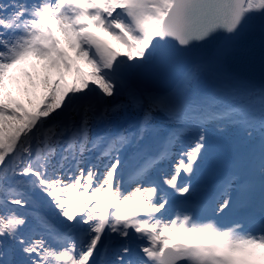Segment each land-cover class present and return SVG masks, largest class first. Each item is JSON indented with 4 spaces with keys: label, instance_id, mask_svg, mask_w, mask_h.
I'll use <instances>...</instances> for the list:
<instances>
[{
    "label": "snow or ice",
    "instance_id": "snow-or-ice-1",
    "mask_svg": "<svg viewBox=\"0 0 264 264\" xmlns=\"http://www.w3.org/2000/svg\"><path fill=\"white\" fill-rule=\"evenodd\" d=\"M256 34L264 0H0V264H264V85L225 71ZM178 60L179 87L141 86Z\"/></svg>",
    "mask_w": 264,
    "mask_h": 264
},
{
    "label": "water",
    "instance_id": "water-1",
    "mask_svg": "<svg viewBox=\"0 0 264 264\" xmlns=\"http://www.w3.org/2000/svg\"><path fill=\"white\" fill-rule=\"evenodd\" d=\"M189 69L188 60H178L142 81L141 86L166 92L175 88ZM225 71L238 80L256 86L264 85V37L259 34L245 36L239 42L235 54L227 60Z\"/></svg>",
    "mask_w": 264,
    "mask_h": 264
},
{
    "label": "rangeland",
    "instance_id": "rangeland-1",
    "mask_svg": "<svg viewBox=\"0 0 264 264\" xmlns=\"http://www.w3.org/2000/svg\"><path fill=\"white\" fill-rule=\"evenodd\" d=\"M29 71H31V69H29ZM42 77H43V73H40V78H42ZM38 82L39 81H37V83ZM180 82L177 84L176 87H179ZM25 88L29 89L28 94H25V92L23 91V89H25ZM204 88H205V85L202 84L199 88L194 89V91L197 94H200L204 91ZM8 91L11 94V97L13 100L24 103L25 105H27V101L30 98V96H37L39 94L38 90L31 88L27 79L24 77L20 78L19 83L17 85L9 86ZM223 137H224L225 142L235 143L236 142V130L229 129L228 132H226ZM219 145H220V141H219ZM224 151H226V150H224L223 148H220V150L217 152H224ZM229 156L233 157L231 155V153H229ZM232 160H233V158H232ZM230 166H231V162L227 163L223 167H219L217 165V163L214 161V159H212L210 166H207L205 169L201 168L200 173L203 172V174H206L209 172V177H204V179H202V180L195 181V184L197 185V192L196 193L201 194V195H207V197L214 195L217 188L216 187L212 188V185L215 183H218V181H216L217 178L221 177L223 180H225V178L227 177V175L229 173ZM222 219H224V218H222Z\"/></svg>",
    "mask_w": 264,
    "mask_h": 264
},
{
    "label": "bare ground",
    "instance_id": "bare-ground-1",
    "mask_svg": "<svg viewBox=\"0 0 264 264\" xmlns=\"http://www.w3.org/2000/svg\"><path fill=\"white\" fill-rule=\"evenodd\" d=\"M219 141H220V145H219L218 151L220 150V148H223L226 151H224V152H216V154L212 158L204 161L201 164V168H204L205 169L207 166H210L211 165V162H212V159H214V161L217 163V165L219 167H223L227 163L232 162V158H234L235 153L231 150V145H233L234 143L233 142H228V143L225 142L224 141V137H221L219 139ZM229 153H231V155L233 157L229 156ZM164 168L167 170L169 168V165L168 164H165L164 165ZM204 177H209V172L206 173V174H203V172H201L200 175H199V177L197 178V180H202V179H204ZM221 180H223L221 177L220 178H217L216 181H218V183L213 184L212 185V188L213 187L218 188L219 181H221ZM223 218L226 220V222L224 224H222V226H229L236 219L235 216H229V217H223ZM219 219H222V218H219Z\"/></svg>",
    "mask_w": 264,
    "mask_h": 264
}]
</instances>
